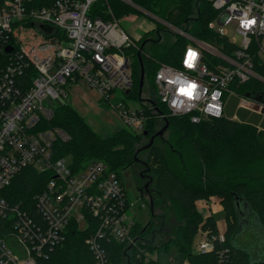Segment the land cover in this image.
Listing matches in <instances>:
<instances>
[{"label": "built area", "instance_id": "1", "mask_svg": "<svg viewBox=\"0 0 264 264\" xmlns=\"http://www.w3.org/2000/svg\"><path fill=\"white\" fill-rule=\"evenodd\" d=\"M117 1L156 18L159 34L163 26L174 39L186 41L180 67L160 63L155 74L158 101L171 116L188 117L192 124L227 117L231 96L247 103L236 86L252 79L264 82L255 71L264 62V0H196L192 17L197 18L200 5L213 12L207 24L214 36L210 42L194 35V19L178 27L133 0ZM98 2L108 5L104 16ZM33 3L0 0V218L7 230L0 235V264H38L64 242L73 223L79 229L94 224L86 244L97 264H108L104 242L136 245L124 181L103 161L76 172L70 158H57L55 144L70 136L48 124L55 104L69 98L72 85L82 83L110 102L124 127L144 132L148 116L143 107L111 102L117 91L131 98L133 59L127 51L139 50L141 39L135 41L120 28L109 0H50L42 7ZM29 29L41 37H31L25 32ZM18 30L28 36L25 41L16 35ZM27 74L29 80L23 78ZM145 103L157 112L152 102ZM28 167L53 176L34 197L37 214L2 195ZM212 248L207 237L197 253Z\"/></svg>", "mask_w": 264, "mask_h": 264}, {"label": "trees", "instance_id": "2", "mask_svg": "<svg viewBox=\"0 0 264 264\" xmlns=\"http://www.w3.org/2000/svg\"><path fill=\"white\" fill-rule=\"evenodd\" d=\"M133 1L143 9L178 27H184L188 21L194 19L192 27L194 35L201 40L209 42L214 40L213 34L207 30V24L213 19V12L207 5H203V8L200 5L197 18H194L192 14L196 12L194 11L196 0ZM49 2L50 0H34L32 7H42ZM109 5L117 18L135 12L133 8L117 0H109ZM96 6L100 8V15L104 16L103 11L108 5L98 2ZM149 34L150 32L146 35ZM143 40L145 38H141L140 42ZM146 43L147 41L145 45ZM145 45L141 46L139 43V50L127 51L133 59L134 87L131 97H140L142 107L148 116L144 132L135 133L124 127L114 134L102 137L90 127L69 102H60L55 104L54 116L48 125L63 129L70 136V140L55 144L57 158H70L71 167L76 172L83 170L88 163L100 160L123 180L127 170L131 169L135 163H141L137 158L140 150L136 149V145L143 138H149L150 143L157 121H163L164 126L168 124V128L173 129L175 143L172 145L177 147L183 143L189 145L193 158L204 165L212 164V170L216 176H224L225 181L203 182L206 172L201 164L198 168L200 182L196 185H188L169 166L154 144L147 148L150 149L149 156L142 164L156 176V193L167 198L179 209L183 228L179 231L177 240L155 244L149 239L153 229L151 224L141 227L136 220L133 229V234L136 236L135 246H128L116 240L103 243L108 264H162L152 255L167 251L174 245L179 248L188 264H264V259L254 260L250 251L238 245V240L235 239L238 224L232 195V193L238 194L248 202L264 233V131L259 130L253 122L246 121L240 111L238 116L241 121L228 116L206 120L200 124H192L188 117L171 116L167 107L158 101L156 88L155 97L151 100L142 98L139 52L143 64L144 85L148 78L147 74H150L153 75L152 85L155 87V74L160 63L180 67L186 41L177 38L171 46L155 49L152 55L147 56L144 51ZM255 71L264 79V62L257 63ZM23 78L29 80L28 74ZM236 91L240 96L249 98L252 95L264 96V82L252 79L236 86ZM146 101L152 102L157 112L150 110ZM161 115L164 118H161ZM145 132H147L146 136ZM197 135L200 136L197 137ZM201 139L227 145L224 146L227 151L216 150L210 153L203 146ZM145 149L144 147L142 150ZM152 159L155 160V168L151 167ZM52 177L50 173H41L32 167L25 168L16 176L12 184L3 190L2 195L11 204L20 205L22 208L31 210L32 214H37L34 210V197L44 190ZM214 196L221 198L223 215L227 222V229L222 239L219 236L216 217L214 215L204 217L197 208V202L208 201ZM89 223H95V221L89 220ZM92 226L79 229L78 224L73 223L64 242L56 246L47 258L39 260L38 264H97L94 252L86 244L87 238L94 231ZM6 232L4 221L0 218V235ZM200 232L206 233L208 239L212 241V250L205 254L193 251L194 238Z\"/></svg>", "mask_w": 264, "mask_h": 264}, {"label": "rangeland", "instance_id": "3", "mask_svg": "<svg viewBox=\"0 0 264 264\" xmlns=\"http://www.w3.org/2000/svg\"><path fill=\"white\" fill-rule=\"evenodd\" d=\"M134 13L136 12H131L120 18L119 26L135 41L145 38V40L140 42V45L142 46L143 43L147 41L144 50L146 56L152 55L155 49H163L164 46H171L175 42V39L170 32L163 26H160L161 32L160 34L158 33L157 29L159 28L160 23L156 18L146 12ZM25 32L30 33V36L33 38L35 37L36 39L41 37L36 29H29ZM148 32H150V34L146 35ZM16 35L21 37L20 39H22V41H25L28 38V36H21L19 30L16 32ZM147 75L148 78L145 81L142 98L151 100L152 97H155V87L152 85L153 75ZM68 91L69 98L66 101L69 102L90 127L102 137H107L124 128L123 123L112 109L110 102L105 100L101 101L100 95L96 91L89 89L82 83L72 85ZM240 99L241 98L237 96H231L229 98L226 105L227 117L229 116L228 114H230L235 117L234 120L241 121V118L238 116L239 111L246 121L253 114H259L261 117H264V115L253 108L254 102L244 97L245 102H247L246 105L242 104ZM111 102L114 104L124 102L131 108H140L143 104L139 96L128 98V96L121 91L116 92V98L111 99ZM259 110H261V106H259ZM255 126L260 128V125L255 124ZM164 127L163 121H157L156 130L153 135L158 134ZM199 136L200 135H197V137ZM201 140L203 141V146L206 147L210 153L216 150L227 151L226 147H224L227 145L215 144L203 139ZM173 143H175L174 132L172 127H170L162 135L157 136L154 145L164 156L169 166L183 178L185 183L188 185L198 184V182H200L198 168L202 163L193 158L189 145L183 143L177 147V145H172ZM148 144L149 138H143L136 145V149L140 150L137 154L139 160L147 161L150 149H142ZM155 166V160L152 159L151 167L155 168ZM202 166L204 172H206L204 176L205 180L203 182L209 180L210 183L215 181H225L224 176H216L215 172L212 170V164H202ZM142 175L151 176V182H149V178H143ZM123 181L131 204L129 216L132 217L134 221L137 220L141 227L151 224L153 229L150 232L149 239L155 242V244H159L163 241V236L166 234L167 236H164L165 242L169 240H177L179 231L183 228L182 215H180L179 209L173 203L156 193V176L152 173H146V167L142 163H135L131 169L124 173ZM147 181L150 184L148 191L145 190ZM140 189H142V192H140ZM214 197L221 202L220 197ZM204 205V203H198V208L199 212L206 217L208 214L203 211L205 208ZM214 206H216V203ZM215 217L219 226L222 228L224 215L219 214ZM83 226L84 225H82V227ZM202 237L203 234L199 233L196 240L198 241ZM237 240L238 245L251 251L255 258H264V233L256 220L252 219L249 229L237 238ZM193 251H195L194 247ZM152 256L158 258L162 264L187 263L183 254L175 245L171 246L167 251H162L158 254L154 253Z\"/></svg>", "mask_w": 264, "mask_h": 264}, {"label": "water", "instance_id": "4", "mask_svg": "<svg viewBox=\"0 0 264 264\" xmlns=\"http://www.w3.org/2000/svg\"><path fill=\"white\" fill-rule=\"evenodd\" d=\"M145 45V42L143 43L142 46ZM139 60H140V65H141V79H140V91L143 89L144 85V71H143V64H142V59H141V54L139 52L138 54ZM251 101L254 102V109L258 112H260L262 115H264V96L263 95H252L250 98ZM259 106H261V110H259ZM166 130H168V124L157 134V135H162ZM147 135V132H145V136ZM155 140V136H153L150 139V143L145 147L150 148L153 146ZM145 163V162H144ZM234 196V209L236 213V218H237V224H238V232L235 235V239L239 238L246 230L249 229L252 219L256 220L258 224V218L256 215H254L252 208L248 204V202L243 198L240 197L238 194L232 193Z\"/></svg>", "mask_w": 264, "mask_h": 264}, {"label": "crops", "instance_id": "5", "mask_svg": "<svg viewBox=\"0 0 264 264\" xmlns=\"http://www.w3.org/2000/svg\"><path fill=\"white\" fill-rule=\"evenodd\" d=\"M227 115V114H226ZM229 117L231 119H235L234 116L228 114ZM247 121H250V122H253L254 124L256 125H260V128L257 127L259 130H262L264 131V117H261L259 114L258 115H255L253 114ZM198 203H204V210L206 214L208 215H219V214H223V206L221 204V202L219 200H217V198L213 197V198H210L208 201H199L197 202V208H198ZM216 203V206H214ZM199 210V208H198ZM217 227H218V231H219V236L220 238L222 239L224 237V234L226 232V229H227V222H226V219L224 217V221H223V226L222 228L219 226V223L217 222ZM165 237L167 236L166 234L164 235ZM163 236V241H164V237ZM197 237V236H196ZM196 237L194 238V241H193V247L195 248V252H197V246L199 243H201L203 240H205L207 238V234H203V237L200 238L198 241L196 240ZM188 264V263H186Z\"/></svg>", "mask_w": 264, "mask_h": 264}, {"label": "flooded vegetation", "instance_id": "6", "mask_svg": "<svg viewBox=\"0 0 264 264\" xmlns=\"http://www.w3.org/2000/svg\"><path fill=\"white\" fill-rule=\"evenodd\" d=\"M154 136H155V139H156L158 135L156 134V135H154ZM154 141H155V140H154ZM140 162H141V163H144L145 161L140 160ZM145 167H146V166H145ZM146 173H149V174H150L151 171L148 170V169H146ZM142 177H143V178H144V177H145V178H149V179H150L149 182H151V180H152V179H151L152 177L149 176V175H142ZM149 182L147 181V183H146V186H145V190H146V191L149 190V186H150ZM140 192H142V189H140ZM250 253L253 255V253H252L251 251H250ZM253 258H254V260H257V258H255L254 255H253ZM261 259H264V258H261ZM258 260H259V259H258Z\"/></svg>", "mask_w": 264, "mask_h": 264}]
</instances>
